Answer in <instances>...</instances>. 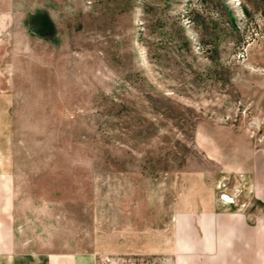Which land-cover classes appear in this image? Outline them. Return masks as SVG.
I'll list each match as a JSON object with an SVG mask.
<instances>
[{"label":"rangeland","instance_id":"rangeland-1","mask_svg":"<svg viewBox=\"0 0 264 264\" xmlns=\"http://www.w3.org/2000/svg\"><path fill=\"white\" fill-rule=\"evenodd\" d=\"M0 89L22 243L194 263L179 212L264 151V0H0Z\"/></svg>","mask_w":264,"mask_h":264},{"label":"crops","instance_id":"crops-1","mask_svg":"<svg viewBox=\"0 0 264 264\" xmlns=\"http://www.w3.org/2000/svg\"><path fill=\"white\" fill-rule=\"evenodd\" d=\"M8 91L0 89V264H96L90 253L29 249L18 238L15 210L27 183L13 148ZM217 156L208 154L212 159ZM228 156L224 170L233 174L239 191L216 187L217 194L211 191L179 212L185 225L180 248L187 242V257L196 254L191 264H264V151L245 147ZM218 191L242 195L224 202Z\"/></svg>","mask_w":264,"mask_h":264},{"label":"built area","instance_id":"built-area-1","mask_svg":"<svg viewBox=\"0 0 264 264\" xmlns=\"http://www.w3.org/2000/svg\"><path fill=\"white\" fill-rule=\"evenodd\" d=\"M221 199L223 200V201H225L226 199H225V194L224 193H221ZM231 199H233L232 197H230Z\"/></svg>","mask_w":264,"mask_h":264},{"label":"bare ground","instance_id":"bare-ground-1","mask_svg":"<svg viewBox=\"0 0 264 264\" xmlns=\"http://www.w3.org/2000/svg\"><path fill=\"white\" fill-rule=\"evenodd\" d=\"M227 197V196H226ZM228 199V198H227Z\"/></svg>","mask_w":264,"mask_h":264}]
</instances>
